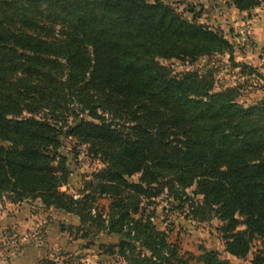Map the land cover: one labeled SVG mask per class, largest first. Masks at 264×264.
<instances>
[{"label": "trees", "instance_id": "trees-1", "mask_svg": "<svg viewBox=\"0 0 264 264\" xmlns=\"http://www.w3.org/2000/svg\"><path fill=\"white\" fill-rule=\"evenodd\" d=\"M225 51L219 30L160 0H0V200H37L118 236L126 264H188L146 215L164 196L216 221L225 252L246 260L264 245V105L160 63ZM67 139L102 165L74 194L60 190ZM199 259L224 264L214 251ZM250 264H264V246Z\"/></svg>", "mask_w": 264, "mask_h": 264}, {"label": "rangeland", "instance_id": "rangeland-1", "mask_svg": "<svg viewBox=\"0 0 264 264\" xmlns=\"http://www.w3.org/2000/svg\"><path fill=\"white\" fill-rule=\"evenodd\" d=\"M160 1L185 20L219 30L232 47V53L225 51L194 62L160 63L169 67L172 74L194 71L210 75L216 90L235 89L239 103L264 105V47L252 39L250 27L253 19L255 23L260 22L257 17L264 19V0H258L259 6L243 13L236 11L229 0ZM259 24L263 25V21ZM242 26L248 29L247 42L235 33ZM249 69L254 73L250 74ZM72 145L67 139L62 151L68 155L71 172L69 185L60 189L67 194H74V189H81L84 179L102 169L101 163L87 155L85 149L75 152ZM191 191L187 194L191 195ZM163 197L154 201L146 215H152L151 222L157 231L166 233L168 243L177 246L180 257L188 264H203L199 259L203 251L216 252L224 264H250L253 254L264 246L261 240H255L246 260L231 257L224 250L216 221H194L188 217L185 204L177 210V201L169 202ZM108 203L107 198H99L94 206L105 214ZM118 242V236L94 224L81 226L76 216L42 207L37 200L16 204L0 200V264H126L125 257L117 252Z\"/></svg>", "mask_w": 264, "mask_h": 264}, {"label": "crops", "instance_id": "crops-1", "mask_svg": "<svg viewBox=\"0 0 264 264\" xmlns=\"http://www.w3.org/2000/svg\"><path fill=\"white\" fill-rule=\"evenodd\" d=\"M261 12L264 13V10H262ZM244 17V16H243ZM257 19H259V23H261V21H263V25L257 22L255 23L256 19H253L251 21V33H252V39L256 42V44H258L261 47H264V19L262 17H257Z\"/></svg>", "mask_w": 264, "mask_h": 264}, {"label": "built area", "instance_id": "built-area-1", "mask_svg": "<svg viewBox=\"0 0 264 264\" xmlns=\"http://www.w3.org/2000/svg\"><path fill=\"white\" fill-rule=\"evenodd\" d=\"M247 32L248 29L245 26L240 27V29L238 31H236L235 33H237L236 35L238 36V38H241L243 41L247 42L248 38H247Z\"/></svg>", "mask_w": 264, "mask_h": 264}]
</instances>
